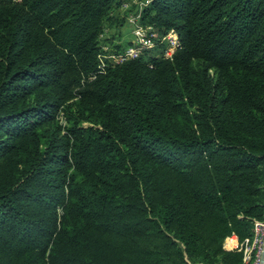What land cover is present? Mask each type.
I'll return each mask as SVG.
<instances>
[{
  "label": "trees",
  "instance_id": "trees-1",
  "mask_svg": "<svg viewBox=\"0 0 264 264\" xmlns=\"http://www.w3.org/2000/svg\"><path fill=\"white\" fill-rule=\"evenodd\" d=\"M118 5L0 0V264H240L222 241L264 216V0H145L178 47L98 72Z\"/></svg>",
  "mask_w": 264,
  "mask_h": 264
},
{
  "label": "rangeland",
  "instance_id": "rangeland-1",
  "mask_svg": "<svg viewBox=\"0 0 264 264\" xmlns=\"http://www.w3.org/2000/svg\"><path fill=\"white\" fill-rule=\"evenodd\" d=\"M144 1L145 0H119L118 7L110 10L109 14L102 20L97 40V46L99 48L96 55L98 72H104L106 67H113L124 62L126 58L123 54H125L129 48L137 52L135 56L139 54L144 56L149 54L155 56L163 55V51L168 43L164 36L170 29L159 32L151 25L142 26V28L150 37L152 46L146 47L148 49L141 52L145 47L139 42L135 31L136 27L140 25L137 14ZM170 34L175 35L172 30ZM193 61V63H196V60ZM75 98L76 97L72 99ZM65 115L63 108L58 107L53 117V122L60 125L61 132H64L65 127L68 125ZM88 123V121H79V124L83 126ZM43 124L47 125L46 123ZM253 220H264V216L262 218L253 217L251 219V225ZM227 246L230 245L225 244V247L222 246V248L226 250H236L240 252L241 255V251L237 249L238 247L227 248Z\"/></svg>",
  "mask_w": 264,
  "mask_h": 264
},
{
  "label": "built area",
  "instance_id": "built-area-1",
  "mask_svg": "<svg viewBox=\"0 0 264 264\" xmlns=\"http://www.w3.org/2000/svg\"><path fill=\"white\" fill-rule=\"evenodd\" d=\"M171 30L172 29L168 30L167 34L164 36L168 43L163 51L162 57H170L179 45L176 36L170 34ZM135 34L143 47L152 46V41L143 31L141 24L136 27ZM123 55L127 59L137 55V52H134L132 48H129V50ZM263 238L264 220H253L251 232L248 236L238 239L235 234L231 233L224 237L222 246L225 247L226 244L230 245L227 246V248L238 247L237 249L241 251L240 264H264Z\"/></svg>",
  "mask_w": 264,
  "mask_h": 264
},
{
  "label": "water",
  "instance_id": "water-1",
  "mask_svg": "<svg viewBox=\"0 0 264 264\" xmlns=\"http://www.w3.org/2000/svg\"><path fill=\"white\" fill-rule=\"evenodd\" d=\"M263 251H264V238H263Z\"/></svg>",
  "mask_w": 264,
  "mask_h": 264
}]
</instances>
